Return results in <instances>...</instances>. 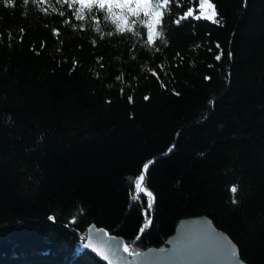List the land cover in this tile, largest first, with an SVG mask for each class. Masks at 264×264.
<instances>
[{
  "label": "trees",
  "instance_id": "16d2710c",
  "mask_svg": "<svg viewBox=\"0 0 264 264\" xmlns=\"http://www.w3.org/2000/svg\"><path fill=\"white\" fill-rule=\"evenodd\" d=\"M211 2L170 3L154 46L142 12L0 2V264H104L90 225L137 252L197 216L264 264V0Z\"/></svg>",
  "mask_w": 264,
  "mask_h": 264
},
{
  "label": "water",
  "instance_id": "95a60500",
  "mask_svg": "<svg viewBox=\"0 0 264 264\" xmlns=\"http://www.w3.org/2000/svg\"><path fill=\"white\" fill-rule=\"evenodd\" d=\"M79 239L104 264H246L237 245L207 216L181 219L162 245L137 252L125 251L122 237L93 224Z\"/></svg>",
  "mask_w": 264,
  "mask_h": 264
},
{
  "label": "snow or ice",
  "instance_id": "6c2138e0",
  "mask_svg": "<svg viewBox=\"0 0 264 264\" xmlns=\"http://www.w3.org/2000/svg\"><path fill=\"white\" fill-rule=\"evenodd\" d=\"M2 2V0H0ZM9 5H12L13 0H7ZM29 0H24V3L27 4ZM48 0H32V3L35 4H43L47 3ZM57 3H60L61 6L67 4L69 9L75 8V16L76 19L83 20L85 18V10H88L89 12L95 7L98 10H107L108 13L115 15L113 13V8H119L121 10H127L128 12H131L132 15H137L138 13H143L144 17L151 16L153 23H149L147 25L148 27V34H147V40L146 43L149 46L155 45V39L163 37V30L160 29L159 31H153L155 25L161 24L162 10L166 9L167 6L170 3H176L178 0H56ZM78 5V7H76ZM42 11H47V9H41ZM53 11H56V9L53 7ZM196 11L199 12V14H196ZM60 15H64V12H60ZM189 16L193 17L194 19H207L210 20L212 23H219L220 21L217 19L218 13L216 11L215 5L211 2V0H199V6L198 10L189 9L183 16L180 17L179 20L176 21V23H180V20L187 19ZM143 22V21H142ZM113 23L116 24L117 31L123 32L126 28L128 31H132L131 25L128 23L127 18L121 14L116 19L113 20ZM23 31V29H21ZM97 32H100L101 29L97 25L96 28ZM56 35H59V33H56ZM11 36V34H10ZM103 38V37H101ZM95 44V41H93ZM166 43V41H165ZM43 47V45H42ZM219 47V46H217ZM155 51H160V48L158 46L155 47ZM179 55V53H177ZM221 58V55H217L216 59L219 60ZM75 64V62H74ZM161 71H163L164 66L160 65ZM150 74L153 76H157V73L155 70H149ZM159 78V77H157ZM117 79H123V77H117ZM121 92L123 93V89H121ZM178 95V93H177ZM145 99H148V97H145ZM132 98L129 96V102H131ZM149 165L145 164L142 173L139 175V177L135 180V187L137 190V193L144 192L149 197V208L151 207L152 203L155 201V197L153 196L152 192L148 191L146 187L144 186L145 176L147 173ZM230 191L235 194L238 191V187L233 185L230 188ZM134 198H139L138 195ZM233 203H236V199L233 198ZM151 221L148 220V223L145 225V227L150 224ZM143 231V229H141ZM125 251H129L127 247L124 249ZM233 255H237V253L233 252Z\"/></svg>",
  "mask_w": 264,
  "mask_h": 264
},
{
  "label": "built area",
  "instance_id": "2783aa9c",
  "mask_svg": "<svg viewBox=\"0 0 264 264\" xmlns=\"http://www.w3.org/2000/svg\"><path fill=\"white\" fill-rule=\"evenodd\" d=\"M125 247H127L128 249H131V247H129V246H125Z\"/></svg>",
  "mask_w": 264,
  "mask_h": 264
}]
</instances>
